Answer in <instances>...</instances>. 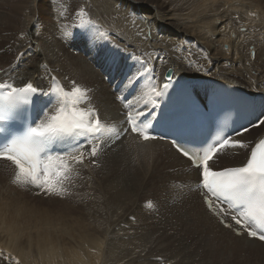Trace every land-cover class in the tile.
Listing matches in <instances>:
<instances>
[{
	"label": "bare ground",
	"instance_id": "1",
	"mask_svg": "<svg viewBox=\"0 0 264 264\" xmlns=\"http://www.w3.org/2000/svg\"><path fill=\"white\" fill-rule=\"evenodd\" d=\"M58 1L62 0H56ZM63 1L70 6L74 4L79 6L82 8L81 13H88L91 10L93 21L99 19V16L109 21L108 16L112 9L107 0ZM116 1L132 4L135 11H138L134 15L135 19L132 17L131 30H124L121 27L118 29L115 25L111 26L104 22H98L97 30L86 23L84 24L86 27L80 29L77 25L82 23L78 16L60 23L59 20L66 14L64 17L57 14L62 13L58 12L59 5L57 13L48 16L47 0H43L44 6H38V10L34 0H0V84L21 89L31 83L33 87L45 92L50 91V88L62 86L69 93L75 86H81L88 90L91 99L90 103H80L77 107L81 109L94 107L102 121L100 142L92 141L97 144L96 156H90L85 151L83 162L76 163L72 160L71 154L64 155V163L70 167L66 173L67 179H62L57 186L59 194H48L30 183L16 182V168L6 160L0 161V217L8 215L0 219V264H207L204 259L194 260L196 257L193 255H189L191 259L185 254L180 256L182 252L179 251H184L190 244H197L210 258L215 244L219 247L217 249H220L217 253H230L231 249L228 250L224 242L236 250L247 252L253 259L263 257L264 260V244L247 239L245 235L233 234L208 214L198 195L197 183L200 181L198 170L193 168L168 141L154 139L138 141L130 136L128 131H124L127 129L125 113L135 119L136 113L142 112L143 115L139 119L148 122L158 113L162 103L167 102L168 96L164 97L160 101V106L155 109L150 103H146L150 96H154L152 87L155 86L159 90L171 69L172 84L176 81L183 82L185 87L191 88L203 100L204 104L208 94L217 92L219 84L226 87V90L218 98L226 99L229 94H234L237 96L234 101L240 105L251 103L252 117L247 127L248 131L243 130L231 137L247 142L248 148L229 149L219 154L218 159L210 162V167L221 170L240 167L246 163L252 147L264 141V124L259 123L264 121V102L257 100L264 97V84L261 80L263 76L250 71L246 73L244 79L234 81L237 75L235 64H245L248 58L239 57V61L232 57L227 61L229 70L221 71L220 68L225 63L210 51L208 48L210 43L202 41V26L196 29V32L202 35L198 36L192 29L184 28L183 24L195 20V24L204 21L209 25L210 18L217 17L213 24L215 32L211 34L212 40L217 41L224 26L221 17L245 15L242 8H249L251 1L189 0L186 3L184 0H166L168 6H165L162 0ZM252 1L264 4V0ZM120 2L118 3L122 5ZM217 3L222 5L220 11L216 8ZM127 4H124V7H127ZM190 7H194V10L191 13L186 12ZM131 13L129 9L126 17L129 18ZM136 19L155 27V34L147 48L151 56L147 50L143 52L144 57L154 65L149 72L155 76V80H151L144 71L148 67L141 63L139 57H134L133 52H141L140 45L149 38L145 27L137 23ZM182 22L184 23L181 25ZM242 22L245 24L242 23L236 28L239 33L250 24V20L244 19ZM115 24L125 26V19L122 23ZM100 25L108 27L100 28ZM135 25L141 26L140 34L135 30ZM82 31L95 32L100 43L102 38H107L108 42L120 38L125 43V47H122L118 42H112L115 48H121L123 53L117 61L120 72L116 76L111 75V72L107 73L109 67L99 66L100 75L104 76L98 80L95 75L97 69L91 70L81 60L94 61L96 58L100 60L103 56L101 50L93 47L87 50L88 52H82L85 46V41L81 42ZM159 32L163 36L157 37ZM66 33L68 35H65ZM171 40H176L177 43L190 41L205 53L206 60L212 65L207 72L202 71L201 75L205 79L194 80L196 76L188 73L184 61L178 62L170 54L165 44ZM256 41L260 43L262 39L257 37ZM214 52L219 53L216 49ZM246 52L250 53L252 59L254 54L251 56L250 48ZM59 67L71 71L82 81L66 73H62L53 81L50 69ZM129 77H132V82H129ZM73 82L78 85H74ZM3 91L8 92L11 89ZM29 98L37 107L39 123H46L51 115L55 114L56 106L50 107V97L30 94ZM117 98L122 100L124 110L117 106ZM46 109L47 115H40ZM109 128L112 131H108ZM60 170L64 171L63 168ZM154 175L160 179L166 176L182 189L178 194L168 198L169 201H175L173 204L169 202L162 204L166 218L171 221V223L167 221L165 225L152 216V219L148 220L149 212L144 213L145 210L137 206L135 200L140 193L149 198L154 196L156 198L154 188L158 186L151 185L150 180ZM80 183L89 189L90 200L88 199L89 202L83 206L79 214H76L75 211L79 208L75 211L71 209L73 199L76 198L78 191L80 192L79 187L77 188ZM60 188L64 190L60 192ZM164 188L169 192L167 186ZM156 194L159 195V190ZM35 201L43 202L41 207H44L38 208L42 212L31 211V206H40L33 203ZM51 202L54 204L45 207ZM150 211L155 214L157 209L150 206ZM130 216L136 218L129 219ZM143 216H147L146 224L142 220ZM176 224L190 234L187 237L174 238L182 233ZM164 226L167 231L171 228L175 232L174 235H169L174 244L168 245V248L163 247L159 241L160 236H157L159 230L165 229ZM152 233L156 234L151 235ZM188 237L192 239L187 241ZM151 241L153 244H150Z\"/></svg>",
	"mask_w": 264,
	"mask_h": 264
},
{
	"label": "snow or ice",
	"instance_id": "2",
	"mask_svg": "<svg viewBox=\"0 0 264 264\" xmlns=\"http://www.w3.org/2000/svg\"><path fill=\"white\" fill-rule=\"evenodd\" d=\"M85 27L84 24L77 25L80 29ZM86 42H89L87 38ZM90 42L95 44V40ZM144 71L148 69L145 68ZM155 79L153 77V80ZM52 80L55 81L56 77H52ZM172 80L173 73L170 69L159 90L155 86L152 87L154 96H150L146 103H150L153 109L158 108L160 101L169 95ZM129 82H132V77H129ZM4 89H11V91L4 92L0 96V132L5 130L4 123L13 118V110L17 108L18 102L33 103V100L29 98L30 94L50 97V107L56 106L55 114L51 115L46 123H38L35 126L29 123L23 134L15 136L10 141L0 142V160L10 161L16 167V182L30 183L48 194H59L57 186L62 179H67L66 173L70 167L64 163V155L71 154L72 160L82 163L85 151L93 157L97 154V144L92 141L100 142L102 121L94 107L87 109L77 107L80 103H90L88 90L75 86L69 93L61 86L53 87L45 92L33 87L31 83L21 89L0 84V92ZM47 112V109L44 110L43 115H47ZM141 115L143 113L138 111L135 119L131 115L128 116L127 123L131 131L141 135L145 140L155 138L146 130L151 125L139 119ZM259 123L264 124V121ZM107 130L112 131L111 128ZM124 131L127 132L128 129ZM244 131L248 129L245 128ZM60 145H66V147L53 156L51 149ZM174 147L190 161L192 167L198 170L201 187L209 194L205 197V203L209 209L213 208L209 197L215 198L218 204H228L232 210L231 219L235 224L246 231L249 237L264 241V141L252 147L246 163L242 166L221 170L211 168L210 162L218 159L219 154L229 149L248 148L247 142L234 140L224 135L210 145L201 146L193 151L175 142ZM75 153L80 155L77 156ZM53 161L56 163L53 164ZM63 190L60 188L59 191ZM221 211L224 212V209L221 208ZM224 214L229 213L224 212ZM221 223L225 221L222 219ZM250 225H254L258 230H253ZM225 226L231 227L227 223ZM239 234L241 232L237 231V235Z\"/></svg>",
	"mask_w": 264,
	"mask_h": 264
},
{
	"label": "rangeland",
	"instance_id": "3",
	"mask_svg": "<svg viewBox=\"0 0 264 264\" xmlns=\"http://www.w3.org/2000/svg\"><path fill=\"white\" fill-rule=\"evenodd\" d=\"M34 1L36 3V10H38V8H37L38 6L39 7L44 6L43 0H34ZM107 1H108L109 5H111L110 8L112 9L111 13L108 16L109 21L106 19L103 20V18L100 16H99V19L97 18V20L93 21L91 19L92 12L90 9H89L90 12H88V13H81L82 11H80V10H82V8L75 5L74 3H72V5L74 4L76 7H74V5L70 6L69 3H67L66 1H63V0L58 1L59 3L56 2V0H47L46 10L48 12L47 14H49L48 16H51L52 14H56L57 10H59V9L61 11L59 10L58 12H62V13H57L59 16L64 17L65 14L71 16V17H69V16L67 17L65 15V17L63 19H60L61 21L58 19L60 23L64 22L63 20H65V19L69 20L71 18H76L78 16L77 18L80 19L82 24L86 23L87 25H90L91 27H93L96 30L99 27L98 22L99 23L104 22V23H107L111 26L115 25L116 28L121 27L124 30H131L133 28L132 27L133 26V19H135L134 15L136 13H138V11H135V6H133L132 4L128 5L126 2L123 3V2L118 1V2L122 3V5H120L117 1H116L117 2L116 3L115 0H107ZM184 1L186 3L189 2V0H184ZM250 1H251V3H250L249 8H242L245 12V15H243V16L228 15V16L221 17V19L223 20L222 24L224 26L222 27V29L219 32V36H218L217 41H213L212 37H211V34H214V32H215L213 24L215 23V20L217 17L210 18V20L208 22L209 25H207L204 21H200L201 24H200V22L195 24L196 23L195 20H192L190 22L191 24L182 22L181 25L184 23L185 24V26L183 24L184 28L192 29V31H194L198 36L203 35L202 41L211 44L210 46H208L205 43L208 46V48L210 49V51L215 56L220 57L221 62L225 63L224 65L221 66V68H220L221 71L227 72L229 70V68H228L229 65L227 64V61H228V59H230L232 57L235 58L236 60H239V61H240L239 57H241V58L247 57L248 58V62H245V64H235V67H237V75H236V78H234V81H237L240 78L244 79L246 76V73L251 71L252 73H257L258 75L261 74L263 76V77H261V80H262V83L264 84V70H262V69H264V27H263V24H264V4L258 3L256 1H252V0H250ZM230 2H232V1H230ZM162 3L165 6L169 5L168 1H166V0H162ZM124 4L125 5L127 4V7H129V8L124 7ZM59 5H60V7H59ZM190 5H192V4H190ZM58 7H59V9H58ZM216 8H217V10L220 11V9L222 8V5L217 3ZM129 9L132 13H131L130 17L127 18L126 12L129 11ZM190 9H192V10H190ZM190 9L188 8L186 12L191 13L194 10V7H190ZM172 10H175V9H172ZM72 11H73V13H72ZM77 11H80V12H77ZM53 12H55V13H53ZM229 12H231V10H229ZM132 17H133V19H132ZM233 17H235L236 19L232 20ZM253 18H257V19L253 20ZM124 19H125V23H126L125 26H122V25L119 26L118 24H115V23H122L124 21ZM244 19L250 20V24L248 27H244L241 30L242 32L239 33L236 30V28L240 27V24H242V23L245 24L244 22H242V20H244ZM136 21H138L137 23H139L141 26L145 27V29H146L145 31H147V36H149V38H147L145 40L144 44L140 45L141 49H142L141 52H133L134 57L135 58L139 57L141 63L142 64L144 63L145 66L148 67V71H146V73L148 74V76H150V79L152 80L153 77H155V76L150 74L149 71L151 70V68L153 69L154 65H153V63L149 62L146 59V57H144L143 52H145V50H147V48L149 47L150 39L155 34V32H154L155 27L153 25H151L150 23H148V25L145 23H142L141 19H136ZM192 24H194V26ZM103 26L106 28L108 27L107 25H100V28ZM141 26L135 25V27H134L135 30L139 34L141 32V29H140ZM200 26H202V35L199 34L198 32H196V29L199 28ZM80 34H82V36H83V41H81V42L85 41V46L83 47L82 52H88L87 50L91 49L92 47L97 48V49L101 50V52H102L103 56L101 57L100 60L97 58L94 59V61L81 59L90 67L91 70L96 71V69H97V72H95L96 73L95 74L96 79L100 80L104 76L102 74L100 75L101 68L99 66H101L102 68H104L105 66L109 67V70L107 73L111 72V75L116 76L120 72L118 70V67H117V64H118L117 61L123 53L121 52L122 49L121 48H119V49L115 48V45L112 42L116 41V42H118L119 46H122V47H125V43L120 38H117V40H109V42H108L107 38H102L101 43H100L98 41V38H97L95 32H84V31H82ZM135 36L136 35H132V37H135ZM159 36H163V34L161 32H159L157 37H159ZM110 37H112V36H110ZM257 37L262 39V42H260V43L257 42L256 41ZM86 38L89 42H86ZM174 38H176V37H174ZM92 40H95L94 45L90 42ZM142 40H143V38L141 39V41ZM38 42H39V44H41V41L38 40ZM165 46H166L167 50L170 52V54L173 55L178 60V62L184 61L185 68L188 71V73L196 76L194 80L205 79L203 77V75H201L202 71L207 72V70L212 68L210 61L206 60L205 53L203 51H200L196 46L192 45V43L190 41H184L183 43H177L176 40H171V41L167 42L165 44ZM128 48H131V47H128ZM248 48H250V50H251V56L254 54L252 59L250 58V53L246 52L248 50ZM215 49L218 50L219 53L215 54V52H214ZM147 51H148V55L151 56L150 50L148 49ZM50 54L51 53H49L48 55L51 57L52 55H50ZM58 63H60V62H57V64ZM113 69H114V71H113ZM62 73L70 74L73 77H76L71 71H69L65 68L59 67L58 69H56V68L50 69V74L52 77L58 78ZM101 76H102V78H101ZM76 78L79 81H82L78 77H76ZM127 78H128V76H127ZM73 84L78 85L76 83H73ZM212 85H213V83L211 84V86ZM108 86H110V83L108 84ZM199 88L202 89L201 86H199ZM50 90H51V88H50ZM93 91L96 92L95 90H93ZM257 100L258 101L262 100L264 102V97H261L260 99L258 98ZM261 125H263V124H261ZM156 162H157V158L155 159V164H156ZM162 174H164V173H162ZM150 180H151V185L158 186V187L154 188L156 198H155V196L152 198H149V197L144 196L142 193H140L135 198V200H136L137 206H139L141 209L145 210L144 213L149 212V214H148L149 219L148 220L152 219L151 218V216H152L155 218V220H161L162 222H164V225H165V223L167 221H170V220L166 218L165 213L163 212V210L165 211V209L162 206V204H163V202H165V203L169 202L170 204H173L175 201H173V200L169 201L168 198H170L171 195L178 194L180 192L181 188H180V186L176 185L175 181H173V180L171 181L170 179L168 180L166 178V176L164 178L160 179L159 177L156 178V176L154 175L152 178H150ZM171 185L174 187H171ZM164 186H167L169 192H167L165 190ZM78 187L80 189V192L78 191V193L76 194L77 195L76 198L73 199V201H74L73 206L74 207L72 206V209H71V211L72 210L75 211V209L79 208V209H77V211H75L76 214H79V212H81L83 206H85V204L87 202H89V200H90V195H89L90 191L86 187V185L80 183V184H78L77 188ZM157 190H159V195L156 194ZM38 198H40V196H38ZM84 200H85V202H84ZM58 202H60V201H58ZM33 203L39 204L40 206H37V205H35V207H34V205L31 206L30 207L31 211L37 212V213L42 212L38 208L44 207V206L41 207V204H43V202L42 201H35ZM53 204L54 203L51 202L49 205H46L45 207L53 205ZM60 206H62V205H60ZM150 206L156 207L157 212L155 214L150 211ZM6 216H8V215H6ZM6 216H3V217H6ZM3 217L2 218L0 217V219H3ZM134 218H136V217H134V216L129 217V219H134ZM142 220H144V222L146 224L148 222L147 216H143ZM168 223H171V221ZM176 225L181 229L182 233L177 234V236L174 238L185 237V236L187 237V235L190 234V233H186L185 231H183L182 228L178 224H176ZM153 234H156V233H152L151 235H153ZM174 234H175V232L173 229L170 228L167 231V229L165 227V229H161L158 231L157 236H160L159 241L163 245V247L168 248V245L174 244V242L169 238V235H174ZM191 239H192V237H188L187 241H190ZM170 242H172V243H170ZM150 244H153V241H151ZM227 245L229 246V244L224 242V246L227 247L228 250L231 249L230 253H224V254L223 253H217L218 251H220V249H217L219 247H218V245L215 244V249L211 250L210 258L204 254V250L201 249L197 244H190V247L187 246V248L184 251L180 250L179 252H182L180 256L185 254L188 256L189 259H191L189 257V255L195 256L196 258L194 260H196V261H198L197 259H204L207 264H264L263 257H258V259L257 258L253 259L252 255L251 256H250V254L248 255L247 252H244L243 250H236L232 246L228 247ZM230 247H232V248H230ZM234 250H235V252H233ZM237 251H238V253H237ZM241 252H244V253H241ZM232 253L233 254L237 253V254L233 255ZM241 256H243V257L245 256V257L243 258ZM224 258H225V260H224Z\"/></svg>",
	"mask_w": 264,
	"mask_h": 264
}]
</instances>
